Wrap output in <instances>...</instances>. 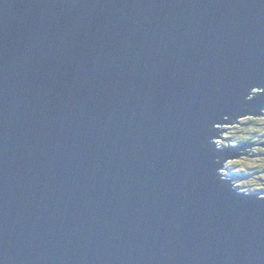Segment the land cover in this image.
Segmentation results:
<instances>
[{"label": "water", "instance_id": "95a60500", "mask_svg": "<svg viewBox=\"0 0 264 264\" xmlns=\"http://www.w3.org/2000/svg\"><path fill=\"white\" fill-rule=\"evenodd\" d=\"M261 106L264 0H0V264H264Z\"/></svg>", "mask_w": 264, "mask_h": 264}, {"label": "rangeland", "instance_id": "374dc122", "mask_svg": "<svg viewBox=\"0 0 264 264\" xmlns=\"http://www.w3.org/2000/svg\"><path fill=\"white\" fill-rule=\"evenodd\" d=\"M264 113V109H261ZM249 115H244L238 118V121L232 124L219 125L223 128V132L215 138L213 141L215 144H219L220 147L229 146L226 143L242 144L249 142L251 144H261L264 142V135H261L259 129L261 122H264V114L255 116L254 120L248 119ZM243 121V122H242ZM232 135H229L230 130L234 129ZM244 133L247 138H242L236 141V136L240 133ZM227 140H229L227 142ZM225 143V144H224ZM250 145V144H247ZM250 149H256V151L248 152L247 154L238 155L235 158H228L224 161L220 168L221 174L228 173L229 175H236L237 179L233 180V187L237 189H250L253 191H264V172L257 174H251V168L264 167V146L255 145ZM237 170L233 172L232 170ZM255 185V187H253ZM238 191V190H237Z\"/></svg>", "mask_w": 264, "mask_h": 264}, {"label": "clouds", "instance_id": "9594fccd", "mask_svg": "<svg viewBox=\"0 0 264 264\" xmlns=\"http://www.w3.org/2000/svg\"><path fill=\"white\" fill-rule=\"evenodd\" d=\"M252 88H254V87H251L250 89H252ZM248 93H249V90H248ZM245 97H244V100H245ZM243 109H247V108H245L244 105H241V109L240 110H243ZM259 109H264V106H261ZM262 114H264V113H262ZM213 125L211 126V129L210 130L213 129ZM234 130H236L235 129V125H234V129L233 130H230L229 135H232ZM236 131H238V130H236ZM259 131H260L261 135H264V122H261V127H260ZM213 137L214 136H212L209 139L208 143L211 144V145H214L215 146V149L220 150L221 149L220 148V145L213 143ZM242 138H247V137L244 135V133L241 132L239 135L236 136V141H239ZM202 147H205V145H202ZM246 151L253 152V151H256V149H246ZM218 169H219V167L218 168H215V170H214L215 171V175L218 178V180L222 182V186L224 188H226L228 191L238 190V193H243L245 195L254 192L253 190H250V189L241 190V189H237V188L233 187L232 186L233 180L234 179H237L235 177H238V176H236V175H229L228 173L221 174V172ZM232 171L235 172L237 170L234 169ZM253 187H255V185H253Z\"/></svg>", "mask_w": 264, "mask_h": 264}, {"label": "trees", "instance_id": "16d2710c", "mask_svg": "<svg viewBox=\"0 0 264 264\" xmlns=\"http://www.w3.org/2000/svg\"><path fill=\"white\" fill-rule=\"evenodd\" d=\"M263 112V111H262ZM254 118H255V116L254 115H249V117H248V119H250V121H252V120H254ZM243 122V121H242ZM229 140H227V142H228ZM245 143V142H244ZM244 143H242V144H244ZM225 144V143H224ZM226 144H228V145H238V144H232V143H226ZM245 144H251V143H249V142H246ZM261 155H264V152L261 154ZM264 172V167H254V168H251V174H257V173H259V172ZM254 193H257V194H262V193H264V191H254Z\"/></svg>", "mask_w": 264, "mask_h": 264}, {"label": "bare ground", "instance_id": "6f19581e", "mask_svg": "<svg viewBox=\"0 0 264 264\" xmlns=\"http://www.w3.org/2000/svg\"><path fill=\"white\" fill-rule=\"evenodd\" d=\"M262 113H263V112H261L259 115H262ZM241 145H247V144L244 143V144H241Z\"/></svg>", "mask_w": 264, "mask_h": 264}]
</instances>
